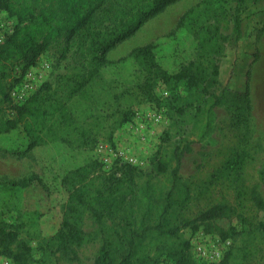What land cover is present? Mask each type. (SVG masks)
Wrapping results in <instances>:
<instances>
[{
    "label": "trees",
    "instance_id": "obj_1",
    "mask_svg": "<svg viewBox=\"0 0 264 264\" xmlns=\"http://www.w3.org/2000/svg\"><path fill=\"white\" fill-rule=\"evenodd\" d=\"M180 0H0V11L15 19L12 31L0 39V135L21 129L27 138V151L52 143L72 149L95 148L101 140L111 142L113 135L128 122L132 107L154 102L157 81L169 84L182 81L192 91L204 122L199 133L203 141L212 132L213 111L232 104L241 122L251 115V64L258 59L257 49L249 61L231 65V75L218 85L217 66L212 72L194 62L181 66L169 75L156 59L155 45L133 48L126 57L109 60V53L132 38L149 20ZM239 12L250 2L261 26L256 29V43L264 29V0H232ZM226 0H213L223 9ZM242 18L236 14L233 32L225 38L229 49L236 50L241 38ZM195 24V25H193ZM193 23L184 14L177 28L194 27L198 44L207 51L221 50L217 34L204 25ZM48 50L56 55L64 71L57 73L20 103L12 98L13 89L35 67ZM134 62L138 76L131 86L118 91L104 78L108 66ZM191 141H184L156 151L148 167L143 168L116 160L104 169L97 159L71 169L61 180L66 196L62 206L60 228L50 237H42L38 210L17 207L15 223L0 219V256L12 264H29L31 248L23 241L14 244L19 234L39 243L46 258L71 245L81 246L95 237L102 241L93 264H206L197 263L189 239L181 230L197 223L215 220L221 209L212 207L192 220L178 221V213L191 200L189 186L179 175L182 158ZM6 191L23 192L30 188H47L36 174L19 180L0 182ZM88 213L95 232L87 234L77 220ZM264 232V225L259 226ZM226 238L225 236H221ZM14 244V245H13ZM13 245V246H12ZM229 252L223 261L227 260Z\"/></svg>",
    "mask_w": 264,
    "mask_h": 264
},
{
    "label": "rangeland",
    "instance_id": "obj_2",
    "mask_svg": "<svg viewBox=\"0 0 264 264\" xmlns=\"http://www.w3.org/2000/svg\"><path fill=\"white\" fill-rule=\"evenodd\" d=\"M212 1L180 0L169 6L111 51L109 60L116 61L137 46L153 43L157 62L169 75L178 73L181 66L190 62L201 65L208 74L216 65L218 85L212 91L217 93L219 85L225 84L231 75V60L235 59V64L249 61V54L256 48V29L261 22L248 1L239 12L232 0H226L220 10ZM186 13L193 23L204 25L217 34L221 46L219 53L207 51L198 44L195 24L191 28H177L178 20ZM236 14L243 19L242 34L237 49L232 50L225 38L233 32ZM0 22L11 30L15 19L0 11ZM64 65L58 64L56 55L48 50L29 70L34 87L28 94L51 81L55 74L62 73ZM138 73L137 65L130 61L108 66L104 78L121 91L136 81ZM19 88L20 83L13 91L17 93ZM154 95V102L132 107L128 122L116 130L111 142L101 140L92 150L72 149L57 142L27 151L28 141L21 129L0 135V182L36 174L47 188L46 192L40 188L25 190L20 203V193L5 191L0 186V219L15 223L20 205L24 209L38 210L43 214L39 225L42 237H50L62 222L66 196L61 180L67 171L91 159L100 161L104 169L116 160L147 168L159 149L169 152L173 145L191 141L179 171L190 188L191 200L178 213V221L192 220L212 207H219L221 212L213 221L183 228L182 236L190 243L202 235L209 240L227 242L225 254L213 264H264V232L259 231V226L264 225V97H253L247 122L240 121L232 104L216 107L212 132L199 141L204 118L202 108L198 109L192 97L193 92L187 90L182 81L172 79L169 84L157 81ZM77 226L87 234L95 232V224L88 213L77 220ZM16 239L14 244L23 241L31 248L29 264H93L102 244L101 239L95 237L81 246L71 245L53 260L45 257L37 241L28 240L22 233ZM228 252V259L223 261ZM3 258L7 257L0 256V261Z\"/></svg>",
    "mask_w": 264,
    "mask_h": 264
},
{
    "label": "built area",
    "instance_id": "obj_3",
    "mask_svg": "<svg viewBox=\"0 0 264 264\" xmlns=\"http://www.w3.org/2000/svg\"><path fill=\"white\" fill-rule=\"evenodd\" d=\"M0 29L3 30V35L0 36V39L12 31V29H7L1 22ZM28 72H26L24 75L25 78L20 83L19 91H17V93L16 91L11 93L12 98L16 103L25 101L29 96L28 92H30V90H32L34 87V79L32 77L31 71L29 73ZM227 246V242H222L220 240H209L202 235L198 237L194 243H191L192 257L197 263L213 264L221 260L227 250ZM0 264H12V261L7 258H3L1 259Z\"/></svg>",
    "mask_w": 264,
    "mask_h": 264
},
{
    "label": "crops",
    "instance_id": "obj_4",
    "mask_svg": "<svg viewBox=\"0 0 264 264\" xmlns=\"http://www.w3.org/2000/svg\"><path fill=\"white\" fill-rule=\"evenodd\" d=\"M258 59L251 64V77L249 83L250 99L264 97V29L259 33L256 43Z\"/></svg>",
    "mask_w": 264,
    "mask_h": 264
}]
</instances>
